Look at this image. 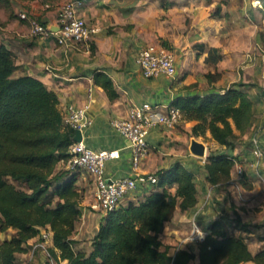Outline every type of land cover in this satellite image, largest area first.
I'll use <instances>...</instances> for the list:
<instances>
[{"label":"crops","instance_id":"obj_1","mask_svg":"<svg viewBox=\"0 0 264 264\" xmlns=\"http://www.w3.org/2000/svg\"><path fill=\"white\" fill-rule=\"evenodd\" d=\"M12 1L15 14L10 16L3 10L0 15V40L13 51L23 71L57 92L62 112L69 105L82 106L90 99L88 112L93 123L82 130V139L92 148L117 153L105 162L107 180L153 173L177 160L196 172L197 203L186 210H175L159 234L163 242L180 244L190 231V219L194 215L205 230L221 219L227 228L245 236L252 252L264 246V155L256 170L251 142L256 137L264 150V56L259 52V47L264 45L261 3L258 5L255 0H82L78 15L97 27L90 46L86 47L82 43L63 46L54 34L32 36L28 22L18 17L19 12L25 11L55 26L63 0ZM151 44L163 45L173 52L176 65L173 76H143L135 56L141 48ZM211 47L219 48L222 55L215 63L205 60ZM96 70L112 79L115 97L109 98L94 82ZM206 72H218L219 77L208 81L203 76ZM238 80L255 82L249 90L254 101L253 122L234 142V147H219L235 155L237 162L243 165L240 177L235 168L232 171V178H238V186L232 182L216 186L205 180L203 163L208 146L214 148L217 144L212 139L207 140L203 157L192 154L191 138L202 139L191 135L193 122L182 118L173 126L164 123L152 126L147 134L148 152L138 168L133 167L129 141L112 126L113 118L123 117L132 105L144 102L152 105L154 113H165L173 107L171 103L178 95L203 93L212 85L223 90ZM83 173H79L77 179L83 191V221L76 227L74 237L79 240L77 248L88 249L103 211L96 206L94 182L84 181ZM147 186L139 185L121 202L142 199ZM91 221H95L94 232L83 240ZM35 239L36 236L28 243ZM197 242L183 241L196 254L189 264L198 262ZM48 245L52 247V238ZM18 255L32 264H42L44 260L42 250L32 252L31 245ZM58 264L67 262L58 260ZM239 264L255 263L248 260Z\"/></svg>","mask_w":264,"mask_h":264},{"label":"trees","instance_id":"obj_2","mask_svg":"<svg viewBox=\"0 0 264 264\" xmlns=\"http://www.w3.org/2000/svg\"><path fill=\"white\" fill-rule=\"evenodd\" d=\"M260 1L264 9V0ZM0 8L15 14L12 0H0ZM207 52L205 60L212 63L222 56L216 47ZM203 76L216 81L219 74ZM93 79L109 98L117 95L106 73L96 70ZM254 85L242 80L223 90L212 85L203 93L178 95L171 103L182 119L193 122L191 135L216 142V147L208 146L203 163L204 178L212 185L231 181L236 156L219 147H234L251 127L254 101L249 90ZM74 134L63 124L57 92L23 71L13 51L0 40V233L14 230L0 236V264H18L17 254L28 250V241L43 227L52 230L51 254L67 264H189L196 254L187 243L173 245L159 236L177 208L186 210L197 203L196 172L180 160L153 172L157 181L147 186L142 199H129L103 212L90 247L77 248L74 234L82 216L83 193L77 179L86 171L66 165ZM197 248L196 264L248 260L264 264V246L252 252L245 236L227 228L221 219L208 228Z\"/></svg>","mask_w":264,"mask_h":264},{"label":"built area","instance_id":"obj_3","mask_svg":"<svg viewBox=\"0 0 264 264\" xmlns=\"http://www.w3.org/2000/svg\"><path fill=\"white\" fill-rule=\"evenodd\" d=\"M254 2L261 5L260 0H255ZM82 3V0H65L62 2L55 26H50L25 11L19 12V16L28 21L29 33L32 36L54 34L56 41L63 46L82 43L89 47L90 39L92 34L96 32L97 27L91 26L78 15L77 9ZM259 52L264 56L263 48L259 47ZM247 56H250L249 52ZM135 62L145 77H155L159 74L173 76L176 73L174 54L163 45L151 44L141 48L135 56ZM89 100L82 106H67L63 111V124L74 130L78 128L81 132L84 128L90 126L93 123V119L88 112ZM181 118V111L176 107L169 108L165 113L156 114L153 112L152 105L149 102H144L140 105H132L126 115L113 118L111 124L121 135L128 139L132 152V165L137 169L141 158L148 152L147 134L150 128L156 123L173 126ZM251 142L254 155L253 165L257 170L259 162L263 158L264 150L259 145L256 137H253ZM69 152L70 155L66 162L67 167L71 170H84L92 177L95 186L96 206L103 212L117 207L121 203L122 198L139 185L147 186L157 181V177L151 172L125 175L107 180L105 162L107 159L115 157L117 153L115 150L92 148L83 139L73 141L69 146ZM243 172V165L236 161V175L240 177ZM230 182L238 186V178L233 177ZM190 226L189 233L180 244L189 240L199 241L207 233V230L199 225L194 215L190 219ZM51 238L52 230L48 227H43L36 235L34 242L31 243L32 252L36 249L42 250L44 254L42 264H58L59 259L51 254V246L48 245Z\"/></svg>","mask_w":264,"mask_h":264},{"label":"rangeland","instance_id":"obj_4","mask_svg":"<svg viewBox=\"0 0 264 264\" xmlns=\"http://www.w3.org/2000/svg\"><path fill=\"white\" fill-rule=\"evenodd\" d=\"M65 0H63L62 2H64ZM62 4V3H61ZM3 14V9L2 8H0V15H2ZM263 49H264V45H263V47H262ZM201 138V137H200ZM202 139V138H201ZM201 141H203V142H205V143H207V140L205 141V140H201ZM196 156V155H195ZM199 157V156H198ZM59 168H61V167H59ZM83 176H84V181H88V182H91L92 181V179H90V177H89V175L86 173V172H84L83 173ZM79 186H81V185H79ZM133 194V193H132ZM81 221H83V219H80V221L78 222V224H77V227L79 228L80 227V225H81ZM86 224V223H85ZM88 226V229H87V231L85 232V234L83 235L84 237H83V240L85 239V238H88L89 236H91V234L94 232L93 230H94V228H95V221L93 222V221H91L90 222V224H88L87 225ZM80 230V229H79ZM12 232H14V230L13 229H8L7 231H5L4 233L2 232V233H0V236L1 237H4V236H9L10 234H12ZM81 241V240H80ZM26 257H20L19 255L17 256V261H18V264H32L31 262L30 263H27L26 262Z\"/></svg>","mask_w":264,"mask_h":264},{"label":"water","instance_id":"obj_5","mask_svg":"<svg viewBox=\"0 0 264 264\" xmlns=\"http://www.w3.org/2000/svg\"><path fill=\"white\" fill-rule=\"evenodd\" d=\"M74 131H75V134H74L73 140L74 141L81 140L82 139L81 130L77 128ZM189 149L192 154L199 156V157H203L205 155L206 144L192 137L190 140Z\"/></svg>","mask_w":264,"mask_h":264}]
</instances>
